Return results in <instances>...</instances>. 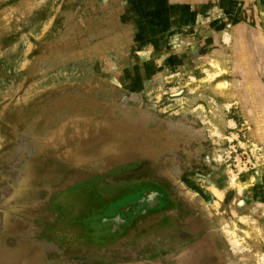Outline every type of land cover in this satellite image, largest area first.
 <instances>
[{"label": "rangeland", "instance_id": "rangeland-1", "mask_svg": "<svg viewBox=\"0 0 264 264\" xmlns=\"http://www.w3.org/2000/svg\"><path fill=\"white\" fill-rule=\"evenodd\" d=\"M106 1L0 0V264H264V147L239 103L184 108L179 90L188 76L151 80L156 69L138 66L135 48L124 54L129 64L122 69L103 61L120 51L95 64L48 59L92 43L82 30ZM252 3L247 14L256 12L259 31L250 43L259 53L250 49V65L264 91V52L253 39L262 33L264 42V0ZM144 36L152 41L155 33ZM165 36L161 56L169 51ZM218 66L204 68L209 82ZM222 74L241 91L238 72ZM118 126L131 132L128 150L154 154L46 200L44 184L76 164L61 165L63 158ZM51 199L69 203L63 215L79 248L64 245L60 234H37ZM190 233L194 241L170 256Z\"/></svg>", "mask_w": 264, "mask_h": 264}, {"label": "crops", "instance_id": "crops-1", "mask_svg": "<svg viewBox=\"0 0 264 264\" xmlns=\"http://www.w3.org/2000/svg\"><path fill=\"white\" fill-rule=\"evenodd\" d=\"M252 2L254 0L244 3L241 0H107L101 13L94 12L97 15L92 24L82 30L87 34L84 37L86 43H92L62 49L64 54L73 55L48 59L57 63L95 64L104 59L102 57L106 54L120 51V55L107 56V60L103 61L120 64L122 69V66L129 64L124 54L135 48L139 54L132 60L138 66H144L143 70L149 65L154 66L153 70L156 69L149 77L151 80L166 74L168 77L179 76V79L181 75L188 76L184 78V89L182 85L174 87L175 90L183 91L181 98L185 100L184 108H210V103L211 108H221L226 103H239L244 109L243 117L252 135L264 147V103L256 105L259 99L264 100V91H261L250 65V49L259 53L258 45L252 47L250 37L259 30L253 29L256 12L251 9V17L245 14L248 6L253 7ZM128 13L131 14V20L123 21L122 16ZM149 33H155L152 41L148 39L150 37L144 36ZM165 34L164 48L169 51L168 55L161 56L157 49L161 50L163 41L159 38ZM260 34L259 38L262 37ZM253 39L264 52V42ZM152 52H155L152 57L141 56ZM194 54H197L196 57ZM211 63L219 65V72H238L242 81L241 91H237L232 83L230 87L223 74L218 77L219 72L214 81L211 79L209 82L204 68H209ZM201 98L206 99L207 105L197 102ZM194 101L197 103L192 104Z\"/></svg>", "mask_w": 264, "mask_h": 264}, {"label": "water", "instance_id": "water-1", "mask_svg": "<svg viewBox=\"0 0 264 264\" xmlns=\"http://www.w3.org/2000/svg\"><path fill=\"white\" fill-rule=\"evenodd\" d=\"M131 133L124 127L108 128L101 130L95 144L86 143L76 153L63 158L61 165L76 161L64 175L54 183L44 184L43 192L48 200L52 194L61 192L79 182L91 179L95 175H101L113 169L117 165L126 163L134 158L144 159L153 155V152L145 153V150L137 147L136 152L127 149L125 141Z\"/></svg>", "mask_w": 264, "mask_h": 264}, {"label": "flooded vegetation", "instance_id": "flooded-vegetation-1", "mask_svg": "<svg viewBox=\"0 0 264 264\" xmlns=\"http://www.w3.org/2000/svg\"><path fill=\"white\" fill-rule=\"evenodd\" d=\"M84 184H86V183H84ZM88 185H90V184H88ZM84 190L88 191L90 189H84ZM54 201H55V199H51V201L48 203V207L46 209L48 214H46V218L44 217V221L40 226L41 230L37 234H39L40 237H47L49 239L52 238V234H55L58 236L60 234L62 236L63 241H64V245H68L71 248H77V247L79 248L80 245L76 244L72 240L73 238L67 233V230H68L67 227L69 225V216L66 217L63 214L66 213V211L64 213V210H65V208H67L69 203H66L63 200L62 201L58 200L56 202H54ZM49 212L51 213V215ZM160 226H161V222L158 221V222L152 224L150 227H152V228L157 227L158 228ZM181 241H182L181 242L182 244H177L174 247H171L170 249H168L169 250L168 252L171 253L170 256L176 255V253L178 251H180L183 247H185L188 244H190L191 242H193L194 236L192 235V233H190V234L184 236V238H182ZM173 243H175V242H173ZM164 251L165 250H161L159 247V252H157V253L161 254Z\"/></svg>", "mask_w": 264, "mask_h": 264}, {"label": "bare ground", "instance_id": "bare-ground-1", "mask_svg": "<svg viewBox=\"0 0 264 264\" xmlns=\"http://www.w3.org/2000/svg\"><path fill=\"white\" fill-rule=\"evenodd\" d=\"M248 10H249V7H247L245 14H247ZM260 25H261V23H260ZM262 25H263V28H264V21L262 22ZM262 25H261V27H262ZM258 38H259V37H258ZM258 38H257V39H258ZM261 38H262V37H261ZM231 232H232V231H231Z\"/></svg>", "mask_w": 264, "mask_h": 264}, {"label": "clouds", "instance_id": "clouds-1", "mask_svg": "<svg viewBox=\"0 0 264 264\" xmlns=\"http://www.w3.org/2000/svg\"><path fill=\"white\" fill-rule=\"evenodd\" d=\"M113 66H115V63L113 62Z\"/></svg>", "mask_w": 264, "mask_h": 264}]
</instances>
